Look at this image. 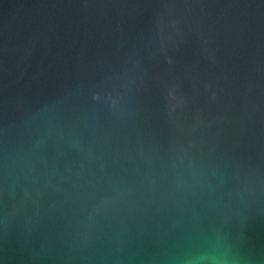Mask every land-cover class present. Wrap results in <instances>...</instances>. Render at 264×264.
Returning a JSON list of instances; mask_svg holds the SVG:
<instances>
[{
	"label": "water",
	"instance_id": "1",
	"mask_svg": "<svg viewBox=\"0 0 264 264\" xmlns=\"http://www.w3.org/2000/svg\"><path fill=\"white\" fill-rule=\"evenodd\" d=\"M0 264H264V0H0Z\"/></svg>",
	"mask_w": 264,
	"mask_h": 264
}]
</instances>
